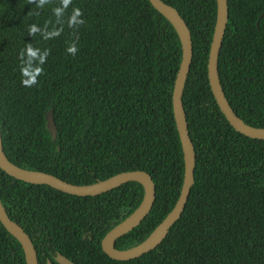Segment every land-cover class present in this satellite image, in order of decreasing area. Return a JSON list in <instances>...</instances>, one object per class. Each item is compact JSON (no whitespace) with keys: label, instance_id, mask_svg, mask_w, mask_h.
<instances>
[{"label":"trees","instance_id":"trees-1","mask_svg":"<svg viewBox=\"0 0 264 264\" xmlns=\"http://www.w3.org/2000/svg\"><path fill=\"white\" fill-rule=\"evenodd\" d=\"M188 24L193 58L183 101L196 150L195 179L180 218L155 248L128 260L110 257L102 239L141 204L145 189L128 181L96 195H75L30 183L0 167V198L31 237L39 264H264V139L237 131L209 83L208 58L217 0H164ZM59 0L36 9L28 0H0V129L7 157L19 167L90 184L127 170L149 172L151 211L115 241H144L174 207L184 178V152L173 112L182 44L172 22L150 0H71L60 36L48 31ZM85 23L69 28L74 8ZM219 55L220 80L245 122L264 127V0H228ZM38 12V15H29ZM79 37L76 40V37ZM76 41L75 56L66 49ZM31 43L49 50L39 83L21 84L19 53ZM26 56V53H25ZM33 66H39L38 59ZM53 110L57 137L47 127ZM0 264H27L20 240L0 221Z\"/></svg>","mask_w":264,"mask_h":264},{"label":"water","instance_id":"water-1","mask_svg":"<svg viewBox=\"0 0 264 264\" xmlns=\"http://www.w3.org/2000/svg\"><path fill=\"white\" fill-rule=\"evenodd\" d=\"M155 8L161 11L175 26L182 44V59L173 89V112L184 152V178L177 202L166 217L155 227L152 233L140 244L127 249L115 247L120 236L136 227L151 211L156 199V185L152 175L145 170H127L112 175L104 180L90 184L68 182L52 173L30 170L14 164L6 155L0 129V167L11 176L30 183H45L64 192L75 195H96L113 189L128 181H139L144 185L145 193L141 204L125 220L114 226L102 239L103 250L112 258L128 260L146 253L158 246L167 236L170 227L180 218L195 179L196 150L189 134L183 93L193 58L192 34L188 24L176 7L164 0H150ZM229 19L228 0H217V19L210 45L208 58V77L213 95L231 125L239 132L254 138L264 139V127L253 126L238 116L226 97L223 89L218 63L223 38ZM47 127L53 139L57 137V126L50 110L46 116ZM0 221L6 229L16 236L24 249L27 264H39L34 243L25 229L8 214L0 198ZM56 260L60 264H76L69 257L58 253ZM48 264H53L48 260Z\"/></svg>","mask_w":264,"mask_h":264},{"label":"clouds","instance_id":"clouds-1","mask_svg":"<svg viewBox=\"0 0 264 264\" xmlns=\"http://www.w3.org/2000/svg\"><path fill=\"white\" fill-rule=\"evenodd\" d=\"M46 3L50 4L52 3V0H28V4L34 5L36 9H43V6ZM70 3L71 0H59L60 6L54 7L52 9L53 14L57 18L56 23L61 25L60 28L54 27L51 31H48V24L51 23V21L46 22L43 28L37 26L36 24H31L28 26V35L35 36L37 33H40L41 37L45 41L60 36L63 31L62 17L65 11L68 9ZM38 14V12L29 13V15ZM82 16L83 12L81 11V9L79 7L74 8L67 20L68 27L76 29L79 26L83 25L85 21L81 18ZM78 39L79 37L77 36L76 40ZM66 51L67 53L75 56L78 51L76 41H73V43L69 47H67ZM39 52L40 50L38 48H34L31 43H28L25 45V48L19 53V59L21 61V84L23 87L31 88L39 83L38 77L41 76L44 72L42 65L46 63L47 56L50 54L49 50L47 49L43 51V55H40ZM37 59L39 61V66L34 67L33 63Z\"/></svg>","mask_w":264,"mask_h":264}]
</instances>
